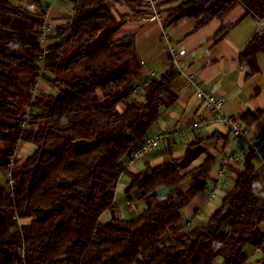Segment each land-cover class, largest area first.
<instances>
[{"label": "trees", "instance_id": "16d2710c", "mask_svg": "<svg viewBox=\"0 0 264 264\" xmlns=\"http://www.w3.org/2000/svg\"><path fill=\"white\" fill-rule=\"evenodd\" d=\"M109 1L69 0L72 19L49 36L43 82L52 91L36 93L40 33L51 3L0 0V173L6 178L13 162L15 180L13 188L0 183V264H264V172L257 173L254 157L236 172L208 221L191 229L180 226L183 211L209 188L217 156L208 153L188 172L175 158L128 171L126 161L152 135L165 100L175 99L180 71L172 65L157 85L145 87L138 104L134 61L119 64L112 52L129 16L112 28ZM114 1L132 17L150 14L144 0ZM236 3L262 23L239 55L240 64L256 71L264 53V0H168L165 5L177 6L166 11L167 21L192 18L200 30ZM233 27H222L215 41ZM99 90L104 102L90 98ZM117 95L120 108L110 100ZM261 115L247 113L243 121L250 125ZM22 142L34 146L24 160L15 154ZM124 175L128 202L146 203L130 219L118 215L116 201ZM106 213L111 218L102 223Z\"/></svg>", "mask_w": 264, "mask_h": 264}, {"label": "crops", "instance_id": "0c3cea01", "mask_svg": "<svg viewBox=\"0 0 264 264\" xmlns=\"http://www.w3.org/2000/svg\"><path fill=\"white\" fill-rule=\"evenodd\" d=\"M158 1L159 4L164 3V5L160 8L161 18L155 20L149 19L150 14L145 17H132V12L127 7L120 6L114 0L108 2L113 16L110 21L112 28L122 22L124 16H129V19L121 23L113 37L112 52L119 64L134 61L133 68L136 73L132 77L136 89L142 87L137 91V94L141 95L142 101H139L135 94L133 98L136 102L143 104L145 102L143 95L145 87L157 85L173 65V57L165 41L166 35L171 38V45L174 48L185 52L181 64L183 71L187 74H195L206 90L216 97L224 98L223 110L227 116L233 118L240 125L250 127L252 135L260 134L264 129V53L257 57L256 71L246 64H240L239 55L262 26V23H259L253 15L248 14L241 4L236 3L229 8L223 18L214 20L200 30H195L196 22L192 18L184 19L179 23H169L166 11L177 5H165L168 0ZM41 2L50 3L44 0ZM60 2L63 3L62 8H50L54 28L65 26L74 15L73 6L69 0H60ZM230 24H234L231 31L222 40L216 42L215 37L220 29ZM147 70L155 72L156 77L147 75ZM46 83H42L44 92L50 89L49 84ZM172 90L175 99L165 100L160 119L152 129V135L163 131H180L194 122L204 119L210 121L209 125L189 136L171 139L161 149L138 161L128 171L139 173L148 164L157 166L175 158L185 161L186 167L183 172H188L199 167L208 153L217 156L209 188L183 211V220L180 226L185 229V223L192 216H196L195 219H199V223H205L209 216L221 206L224 197L230 190L228 180H233L236 172L241 170L242 166L234 165L232 167L231 175L223 181L218 192L212 197V191L217 182L216 169L229 154L244 152L248 147V142L245 139L236 140L230 133L229 124L214 120L211 111L197 99L195 90L186 86L182 75H179L174 81ZM90 98H97L104 102L106 95L103 90H99ZM111 99L113 104L118 105V108L122 106V99L118 95ZM247 113H261L262 115L257 121L246 125L243 117ZM224 137H228L226 143L222 140ZM260 145L264 155V136L261 138ZM25 157L20 155L22 159ZM256 163L257 173L264 172L258 160ZM128 180L127 177L126 184H124L126 186L123 187L125 189ZM167 194V190H162L160 197L165 198ZM135 200L143 202L137 198ZM144 204L146 208V203L144 202ZM127 205L136 207L129 202ZM0 213H4V211L0 210Z\"/></svg>", "mask_w": 264, "mask_h": 264}, {"label": "built area", "instance_id": "2783aa9c", "mask_svg": "<svg viewBox=\"0 0 264 264\" xmlns=\"http://www.w3.org/2000/svg\"><path fill=\"white\" fill-rule=\"evenodd\" d=\"M147 4V8L150 12L151 20L160 19V8H159V1L158 0H144ZM49 12L50 8L47 11L46 14V20L41 28L40 33V40L41 44L43 46V53L40 56V66H41V72L39 76V80L36 86V93L38 90H40V85L43 82V76L48 70L49 66V59H48V44H49V36L52 33V25L48 21L49 20ZM165 41L166 45L168 47V50L170 51L172 57H173V65L178 68L180 71V75L184 77L185 84L190 89L195 90L197 99L201 101L207 109H209L214 117V120L219 122H225L229 124L230 127V133L235 137L236 140L245 139L248 142L247 149L242 153H232L229 154L226 158L223 159V161L218 165L216 169V186L214 190L212 191V197L218 192L220 189L222 183L224 180H226L231 175V169L234 165H243L244 161L247 158L254 157L263 167L264 171V155L261 151V138L264 136V129L262 132L258 135H252L251 129L248 126L240 125L239 123L235 122L233 118L227 116L224 113V98L222 97H216L211 92L206 90L203 85L199 82L197 76L193 73H185L183 69L181 68L182 64V58L185 55L184 51H178L176 48H174L171 45V38L169 36L165 35ZM147 75H150L152 77H156L155 72L146 71ZM139 88L138 90H140ZM35 93V95H36ZM30 120V113H27V115L24 118V121L22 122V127L25 129L28 127V123ZM210 123L209 120L204 119L201 121H196L192 125L188 126L185 129H182L180 131H163L156 133L154 135H151L145 143H143L135 152L128 158L126 161L127 169L133 167L138 161L144 159L148 155L153 154L157 150L161 149L168 141H170L173 138L179 137V136H189L193 134V132L201 129L202 127L208 126ZM21 147L18 146L16 149L15 154L17 155L18 150H20ZM10 170L7 172L5 181L6 186L13 188L15 185V180L13 178L12 169L14 168V163L9 166Z\"/></svg>", "mask_w": 264, "mask_h": 264}, {"label": "rangeland", "instance_id": "374dc122", "mask_svg": "<svg viewBox=\"0 0 264 264\" xmlns=\"http://www.w3.org/2000/svg\"><path fill=\"white\" fill-rule=\"evenodd\" d=\"M44 1H47V2H50L51 3V7L52 9L54 7H57V8H62L63 7V3L60 2V0H44ZM15 3L17 4H24V5H27L28 6V0H14ZM52 27H54L53 25V19L51 17V12H49V20H48ZM43 83V82H42ZM46 84H49V83H46ZM42 85H40V89L42 90ZM50 86V89L47 90L46 92L49 93L52 91V86L49 84ZM136 98L139 100V101H142V97L140 94H137L136 95ZM20 150H18L17 152V156L18 158H20V155H24V156H28L30 155L33 151H34V146L30 143H25V142H22L21 145H20ZM190 151V150H189ZM21 152V154H20ZM26 158V157H25ZM22 158H20L21 160ZM24 160V159H22ZM183 167H186V164L183 166ZM5 180V177L3 176L2 173H0V183H2V181ZM127 180V176H122L121 177V180L117 186V190H116V201L117 203L119 204V207H118V215L122 218V219H130V218H133V217H136L138 215V213H141L144 209H145V204L144 202H138L137 200H133V202L131 203V205H136V207H130L127 205L128 203V199H127V196L125 195L124 193V189L123 187H125L126 185V181ZM129 182V180H128ZM229 184H228V188L229 189H232L233 188V185H234V181L232 179L228 180ZM122 188V191H120V189ZM204 214H206L204 212ZM195 215V214H194ZM196 217V216H195ZM194 216H192L186 223H185V229H191L193 228L196 224H199V219H195ZM111 218V214L110 213H106L105 215H103V217L101 218V221L102 223H105L107 222L109 219ZM182 228V227H181ZM255 256H252L251 255V259H256L260 256L259 253H254Z\"/></svg>", "mask_w": 264, "mask_h": 264}, {"label": "water", "instance_id": "95a60500", "mask_svg": "<svg viewBox=\"0 0 264 264\" xmlns=\"http://www.w3.org/2000/svg\"><path fill=\"white\" fill-rule=\"evenodd\" d=\"M151 18V16L149 17V19Z\"/></svg>", "mask_w": 264, "mask_h": 264}]
</instances>
